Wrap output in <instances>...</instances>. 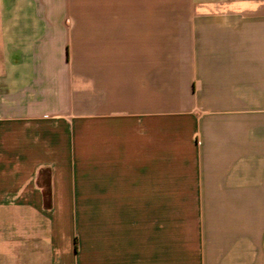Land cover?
Masks as SVG:
<instances>
[{"label": "crops", "instance_id": "crops-1", "mask_svg": "<svg viewBox=\"0 0 264 264\" xmlns=\"http://www.w3.org/2000/svg\"><path fill=\"white\" fill-rule=\"evenodd\" d=\"M0 208L9 264H264V0H0Z\"/></svg>", "mask_w": 264, "mask_h": 264}, {"label": "rangeland", "instance_id": "rangeland-1", "mask_svg": "<svg viewBox=\"0 0 264 264\" xmlns=\"http://www.w3.org/2000/svg\"><path fill=\"white\" fill-rule=\"evenodd\" d=\"M82 14L83 13H81L80 15ZM8 212H10V210H8L7 208H0V264H9L4 262L7 261L5 256L7 253L5 247L7 245L6 241L19 240V232L16 231V227L18 226V223L16 221L18 220L12 218ZM16 251L18 253V249L15 248V252Z\"/></svg>", "mask_w": 264, "mask_h": 264}]
</instances>
